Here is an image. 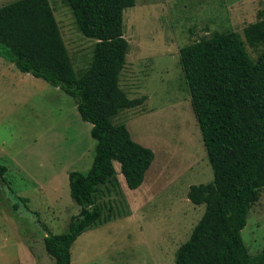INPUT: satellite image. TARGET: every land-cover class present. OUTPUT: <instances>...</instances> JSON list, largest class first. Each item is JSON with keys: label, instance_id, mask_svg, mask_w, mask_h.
I'll return each instance as SVG.
<instances>
[{"label": "rangeland", "instance_id": "374dc122", "mask_svg": "<svg viewBox=\"0 0 264 264\" xmlns=\"http://www.w3.org/2000/svg\"><path fill=\"white\" fill-rule=\"evenodd\" d=\"M9 2L0 0V7ZM47 2L78 76L95 41L77 31L63 0ZM263 10L264 0H134L123 10L127 52L118 85L127 98L142 102L112 122L150 149L153 160L135 190L125 186L113 162L115 183L98 186L93 198L101 217L71 244V264H174L176 249L204 209L187 200L188 187L212 180L178 51L212 33H234L243 41V29ZM243 47L252 61L262 50ZM89 129L69 96L0 59V165L5 184L26 200L10 213L8 192L0 187V264H54L43 250L41 227L63 233L78 213L67 174L90 167ZM258 195L239 231L249 255L264 250V187Z\"/></svg>", "mask_w": 264, "mask_h": 264}, {"label": "trees", "instance_id": "16d2710c", "mask_svg": "<svg viewBox=\"0 0 264 264\" xmlns=\"http://www.w3.org/2000/svg\"><path fill=\"white\" fill-rule=\"evenodd\" d=\"M63 1L77 31L95 41L90 63L78 76L47 0H10L0 7V59L69 96L80 120L90 125L94 141L87 172L67 174L68 195L78 213L69 218L63 233L40 226L43 250L54 264H71V244L99 221L101 211L93 196L98 186L114 185L113 162L125 186L135 190L153 160L150 149L135 143L123 124L112 122L121 110L142 102L127 98L118 85L127 52L122 12L133 7L134 0ZM242 35L243 41L234 33H212L178 51L212 180L188 187L187 200L204 209L176 249L174 264H264V250L249 255L239 236L264 187V10ZM243 42L250 48L262 46L254 61ZM5 172L0 165V187H6L7 209L15 214L26 200L8 188Z\"/></svg>", "mask_w": 264, "mask_h": 264}]
</instances>
